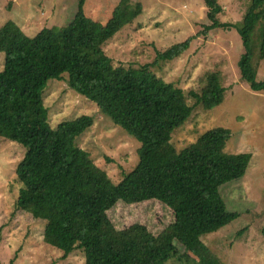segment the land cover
<instances>
[{
  "label": "trees",
  "instance_id": "16d2710c",
  "mask_svg": "<svg viewBox=\"0 0 264 264\" xmlns=\"http://www.w3.org/2000/svg\"><path fill=\"white\" fill-rule=\"evenodd\" d=\"M85 2L66 27L44 29L35 38L14 22L0 28V53L6 54L0 72V137L27 148L17 168L23 185L18 210L45 223L44 243L64 259L82 251L85 264H223L202 237L240 217L229 212L221 194L233 134L215 128L181 150L171 143L172 134L196 111L208 113L225 103L221 70L207 73L190 91L152 72L153 66L188 51L196 37L158 52L153 63L116 66L104 47L142 16L143 7L122 0L103 25L85 15ZM204 3L210 23L205 35L231 27L217 21L222 12L218 0ZM256 32L258 38L252 39ZM240 34L245 49L241 79L253 91L264 92V81H257L264 61V0H253ZM65 75L71 89L141 143L137 166L118 184L76 144L95 125L94 118L83 116L55 128L49 122L44 92L50 80ZM238 156L236 168L245 173ZM235 175L232 181L239 178ZM120 201H158L172 211L174 221L150 246L129 250L106 217Z\"/></svg>",
  "mask_w": 264,
  "mask_h": 264
},
{
  "label": "rangeland",
  "instance_id": "374dc122",
  "mask_svg": "<svg viewBox=\"0 0 264 264\" xmlns=\"http://www.w3.org/2000/svg\"><path fill=\"white\" fill-rule=\"evenodd\" d=\"M121 1L87 0L85 15L106 25ZM130 1L141 4L143 14L104 47L114 65L139 68L153 63L158 52L196 37L188 51L171 62L153 66L152 72L190 91L199 87L207 73L221 70L227 88L225 103L208 113L196 111L184 128L172 134L171 143L181 150L212 129L232 132L226 151L232 158H228L222 174L221 194L229 212L240 217L220 232L202 237V242L223 264H264V92L253 91L240 72L245 52L240 30L253 0H218L222 12L217 21L231 27L207 35L205 28L210 23L204 0ZM80 2L0 0V28L14 22L35 38L44 29L66 27ZM257 38L256 32L252 39ZM5 67L6 54L0 53V72ZM257 81H264V61L259 64ZM44 102L53 128L83 116L95 119V125L77 137L76 144L91 153L114 184L137 166L141 143L114 125L96 104L71 89L67 75L48 82ZM26 153L23 145L0 137V264H85L82 251L64 259L61 251L45 244V223L35 222L18 210L23 185L17 168ZM237 156L243 159L245 173L236 168ZM235 173L239 178L232 181ZM106 217L129 250L150 246L174 221L172 211L158 201L134 205L120 201Z\"/></svg>",
  "mask_w": 264,
  "mask_h": 264
}]
</instances>
